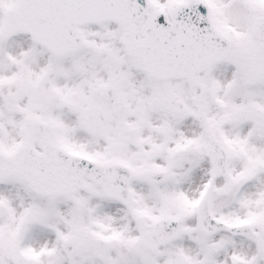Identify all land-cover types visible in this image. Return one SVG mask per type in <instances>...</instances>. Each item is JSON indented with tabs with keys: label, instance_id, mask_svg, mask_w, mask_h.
<instances>
[{
	"label": "snow or ice",
	"instance_id": "obj_1",
	"mask_svg": "<svg viewBox=\"0 0 264 264\" xmlns=\"http://www.w3.org/2000/svg\"><path fill=\"white\" fill-rule=\"evenodd\" d=\"M0 264H264V0H0Z\"/></svg>",
	"mask_w": 264,
	"mask_h": 264
}]
</instances>
